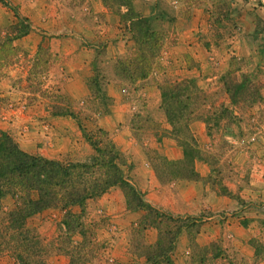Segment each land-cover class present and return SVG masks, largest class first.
<instances>
[{"label":"rangeland","instance_id":"obj_1","mask_svg":"<svg viewBox=\"0 0 264 264\" xmlns=\"http://www.w3.org/2000/svg\"><path fill=\"white\" fill-rule=\"evenodd\" d=\"M35 5H43L41 14ZM137 14L148 18L163 41L149 75L130 81L119 63L136 52L128 21ZM17 17L27 20L30 31L13 41L11 53L6 41ZM187 80L204 93L190 100L196 107L188 104L199 118L190 132L196 123L203 128L199 148L209 160V183L234 210L227 204L207 224L158 209L164 216L130 211L117 187L122 202L111 200L109 209L102 200L106 192L86 201L83 237L63 224L67 213H82L77 206L46 209L25 222L49 264H69L68 254L82 241L87 264H153L146 254L158 241L166 250L178 228L173 251L166 253L172 264H190L199 251L194 244L207 247L208 255L216 246L220 258L213 264H264V0H0V136L8 134L27 154L86 163L95 154L88 135L103 140L100 130L114 143L113 133L125 127L140 144L163 136L174 140L169 124L163 132L153 121L155 107L143 108L159 105L165 116L160 88ZM235 85L240 89L231 88ZM146 89L154 90L147 100ZM115 102L131 113L122 123L105 126ZM150 153L153 168L160 167L163 158ZM14 205L6 195L0 219ZM202 228L211 239L198 236ZM14 233L6 231V222L0 228V264L14 263L9 251Z\"/></svg>","mask_w":264,"mask_h":264},{"label":"trees","instance_id":"obj_2","mask_svg":"<svg viewBox=\"0 0 264 264\" xmlns=\"http://www.w3.org/2000/svg\"><path fill=\"white\" fill-rule=\"evenodd\" d=\"M17 19L18 23L9 27L13 36L8 37L6 41L11 53L14 51L13 41L25 37L30 31L27 20L19 17ZM128 22H130L128 27L136 45V52L130 58L120 61L119 70L124 78L136 81L145 79L152 71V63L161 50L163 37L150 26L148 18L137 14ZM231 88L239 90L240 85ZM160 89L163 111L167 123L172 127L171 136L182 149L183 159L179 162H170L164 158L163 160L159 159L161 164L158 168L155 166V172L159 180L163 179L167 182L177 179L198 180L199 177L194 171V162L198 160L209 163V160L203 156L194 135L190 132V123L199 118L195 116V110H191L188 104L196 107V101L191 102L190 100L192 98L197 99L196 94L203 95L204 93L196 87L193 80L168 84ZM192 92L193 94H190ZM234 94L238 95L237 99L241 97L239 91H235ZM173 102H175L176 107L172 106ZM60 114L62 112L58 113V115ZM72 115L77 116L74 113ZM204 123L207 124V120ZM99 133H101L103 140H98L94 135H88V141L95 154L86 163H62L27 154L18 147L8 134H1L0 207L2 199L6 195L12 197L15 205L0 219V228L5 229L6 222V231L15 232L9 235V239L12 240L9 251L14 257L13 264H49L38 249L35 236L25 228V222L29 218L46 209H67L77 206L82 210V213L79 215L67 213L63 224L70 232L79 229L78 233L83 237L86 232L80 220L83 217L86 201L101 196L113 187H120L123 190L125 199L130 205V211L142 209L155 215L164 216V213H160L147 204L143 200L142 194L129 184L124 168L126 167L127 171H130L131 166L126 165L124 156L111 140H107L106 134L100 130ZM192 225L190 223L188 227L191 228ZM148 227L150 225L144 226V228ZM181 232L178 228L173 233L171 244L169 243L166 250L158 241L154 245L153 253L146 254V260L153 264H172L166 253L173 251L170 246L175 243ZM92 241L89 239L90 244ZM81 244L80 249L78 248L74 253L68 254L69 264L88 263L86 257L82 255L86 243L82 241ZM194 245L199 248V251L197 255H191L190 264H210V262L213 264L220 258V251L215 245H211L212 252L210 255L207 254L209 253L207 247L201 248L197 244ZM159 259L162 261L159 262Z\"/></svg>","mask_w":264,"mask_h":264},{"label":"crops","instance_id":"obj_3","mask_svg":"<svg viewBox=\"0 0 264 264\" xmlns=\"http://www.w3.org/2000/svg\"><path fill=\"white\" fill-rule=\"evenodd\" d=\"M43 9V5H35L33 10L37 14H41ZM51 15H55V13ZM18 41L15 40L14 44H17ZM150 91L153 93L154 90ZM150 91L144 90L142 97L147 100ZM113 107L114 110L109 118L106 117L103 121L105 126L122 123L131 113L130 110L126 109H130L129 106H120L118 102H115ZM154 107L155 110L153 111L156 112L157 118L153 121L162 127L163 132H166L168 123L159 109V105L148 104L143 109L144 112H153ZM118 112L119 114H117ZM110 122L111 124H109ZM196 130L197 132H195ZM192 133L199 147H202L203 128L196 123L192 126ZM113 134L114 144L126 156L128 165L131 166L130 172L127 174L128 181L143 194L144 201L153 208L173 216L198 218L204 224L212 223L218 209H225L227 204H229L231 210H234V204L230 200L228 201L226 197L218 195L216 187L209 183L210 168L204 161L194 163V171L199 177L198 180L177 179L166 183L158 180L153 168L154 163L151 157L153 155L150 152L155 150L157 154L170 162H179L183 159L182 149L170 137L163 136L159 142H156L152 137L153 139L148 142L140 144L132 139V135L126 127ZM115 199L122 202L121 193L117 187L108 190L102 196V200L107 202L104 206L108 209L112 206L111 200ZM203 234L210 239L212 237V234L202 228L198 231V236H203Z\"/></svg>","mask_w":264,"mask_h":264}]
</instances>
